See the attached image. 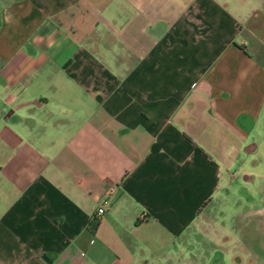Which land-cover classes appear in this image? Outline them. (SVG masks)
Listing matches in <instances>:
<instances>
[{
    "label": "crops",
    "instance_id": "0c3cea01",
    "mask_svg": "<svg viewBox=\"0 0 264 264\" xmlns=\"http://www.w3.org/2000/svg\"><path fill=\"white\" fill-rule=\"evenodd\" d=\"M0 264H264V0H0Z\"/></svg>",
    "mask_w": 264,
    "mask_h": 264
},
{
    "label": "built area",
    "instance_id": "2783aa9c",
    "mask_svg": "<svg viewBox=\"0 0 264 264\" xmlns=\"http://www.w3.org/2000/svg\"><path fill=\"white\" fill-rule=\"evenodd\" d=\"M104 211V207L102 205H100L98 208H97V213H102Z\"/></svg>",
    "mask_w": 264,
    "mask_h": 264
}]
</instances>
